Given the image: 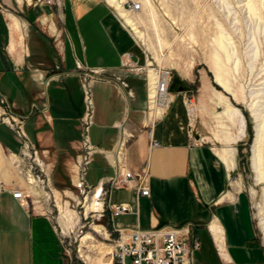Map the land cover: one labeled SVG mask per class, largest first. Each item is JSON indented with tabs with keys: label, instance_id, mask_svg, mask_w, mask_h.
I'll return each mask as SVG.
<instances>
[{
	"label": "crops",
	"instance_id": "crops-1",
	"mask_svg": "<svg viewBox=\"0 0 264 264\" xmlns=\"http://www.w3.org/2000/svg\"><path fill=\"white\" fill-rule=\"evenodd\" d=\"M127 52L142 62L137 38L102 0H0V98L25 116L23 127L44 150L51 171L48 194L26 181L14 162L20 139L0 122V156L8 162L7 173L0 171V264H67L48 207L75 186L85 110L77 61L103 68L106 78L93 84V143L114 152L120 137L131 133L121 168L149 174V195L136 199L131 185L113 189V202L132 205L117 222L189 224L212 245L215 256L208 264H264V234L261 239L241 194L228 189L231 167L221 152L230 147L211 144L195 129L193 116L201 108L195 104L191 112L179 95L171 93L172 103L158 114L149 102L151 77L123 66ZM6 106L0 104V112ZM150 130L159 145L151 146ZM104 151L90 163L92 184L116 172ZM15 186L26 188L28 204L13 195Z\"/></svg>",
	"mask_w": 264,
	"mask_h": 264
},
{
	"label": "rangeland",
	"instance_id": "rangeland-1",
	"mask_svg": "<svg viewBox=\"0 0 264 264\" xmlns=\"http://www.w3.org/2000/svg\"><path fill=\"white\" fill-rule=\"evenodd\" d=\"M59 1L64 0H55L57 4ZM118 1L122 8L127 2L142 4L140 10L129 11L145 35L144 40L140 39L129 27L142 51L140 64L147 60L152 63L150 67L171 70V93L185 101L192 100L191 112L194 104L201 108L196 109L193 116L195 129L207 134L211 144L230 147L221 152L231 167L228 189L241 194L263 239L264 179L257 181L252 150L256 127L260 125L264 177V0ZM237 110L245 121L244 134L240 130V116L226 113ZM74 192H78L75 186L72 194L54 200V221L59 231L63 229L72 239L71 245L66 244L70 250L68 257L70 254L74 263L87 264L80 256L84 252L94 264L98 261L102 264V255L109 253L111 247L98 232V224L95 225L97 231L83 226L86 207L83 201L78 203L79 197ZM50 204L52 208V200ZM87 211L88 224L106 223L107 216L101 219L91 216L89 206ZM192 232L198 236L195 229L192 228ZM87 233L92 239L81 246V238ZM204 233L200 231L202 247L196 253L201 263L194 264H208V257L215 256L210 242H204Z\"/></svg>",
	"mask_w": 264,
	"mask_h": 264
},
{
	"label": "built area",
	"instance_id": "built-area-1",
	"mask_svg": "<svg viewBox=\"0 0 264 264\" xmlns=\"http://www.w3.org/2000/svg\"><path fill=\"white\" fill-rule=\"evenodd\" d=\"M46 1L48 3L55 2V0ZM124 7L130 11H138L142 8V4L140 2H127ZM122 64L131 72L144 73L147 76H150L151 73L154 74V80L150 83L149 88V102L158 114L164 112L173 101L170 91L173 72L161 67H151V70L148 67L147 60L145 64H140L138 60H134V55L130 52L124 54ZM76 66L82 78L85 110L81 116V152L75 163L74 185L78 192L74 193L76 197H79L78 203L83 201V205L86 207L83 226L88 225L89 227H93V229H95L96 224L100 226L101 229L98 232L102 234V238L108 241L107 244L109 243L108 245L111 246V250L108 253L110 257L109 264H194L197 250L201 247V241L198 236L193 234L189 224H164L141 227L139 224L121 225L117 222V216L131 211L132 205L126 201L113 202L111 199L113 189L131 185L136 189V199L142 195H149L148 170L143 169L140 172H135L127 167L121 168V155L125 151L131 133L120 137L118 146L114 152H106L100 146L93 143L91 129L95 123L96 113L93 84L97 80L106 78L104 69L101 67H88L80 61H77ZM0 104L6 106L3 98H0ZM24 117V115L7 106L4 107L3 112H0V122L7 123L16 132L21 142L20 150L14 157V162L19 168L20 174L30 184L39 186L48 194L47 191L51 189L50 167L45 159L44 150L40 149L27 135L23 127ZM150 136L151 146L160 144V141L154 138L153 130H150ZM100 151H104L110 159H113V163L117 169L113 175H110L106 179L102 178L98 183L92 184L88 181L87 174L95 153ZM12 193L19 199H25V203H29L28 198L30 195L27 193L26 188L15 186L12 188ZM93 199H96L94 203L96 207L92 209ZM54 200L56 199L52 198V208L51 206L48 207L53 220V208L54 205L56 206ZM88 206L92 212L91 216L96 215L99 219L107 216L106 223L92 222L88 224ZM54 223L59 231L55 221ZM63 232V229L59 231L66 253V263L76 264L70 254L68 257L70 250L66 243L71 245L72 239ZM89 232L91 231L89 230ZM80 256L81 259L83 258V262L94 264L93 260L85 257L86 255L83 253H80Z\"/></svg>",
	"mask_w": 264,
	"mask_h": 264
},
{
	"label": "bare ground",
	"instance_id": "bare-ground-1",
	"mask_svg": "<svg viewBox=\"0 0 264 264\" xmlns=\"http://www.w3.org/2000/svg\"><path fill=\"white\" fill-rule=\"evenodd\" d=\"M107 1H108V3L110 5H112L116 9L118 16L123 20L124 24L126 26L130 27L132 30H134L135 33L138 35V37L140 39H143L144 40V36L145 35L142 32V30L140 29V26L138 25V22L134 19L133 15L129 12L130 10L127 9V8H125L124 5H123V8H124L123 9L122 6H121V4H120V2L118 0H107ZM131 12H135V11H131ZM17 21H19V20H17ZM147 64H148L149 69H151L150 66H151L152 63L149 62V61H147ZM150 77H151V82H153V80H154V74L151 73ZM187 103H188L189 108H190L191 107V104H192V100L191 101L190 100L187 101ZM226 113L231 114V116H234L236 114H238L240 116V119H241V127H240V130H241V133L244 134L245 121H244L242 115L240 114V112L237 110V111L226 112ZM262 138H263V130H262V128L259 125V126L256 127V137H255V140H254V145H253V150H252L253 151V154H252V167H253V170L258 175V178H257V181L258 182L259 181H263V179H264V177L262 176V174H263L262 173V168H263L262 167V164H263L262 163V159H263V156H262V143H263ZM7 163L8 162H5L4 158L0 156V171H1V169H4L3 170L4 173H7V167H6L7 166ZM9 165H11V164H9ZM9 173H11V172H9ZM5 177H7V176H5ZM0 182H2V181H0ZM0 184H2V183H0ZM94 203H95V201L93 202L92 209L96 207V205H94ZM261 225L264 228V219H262ZM97 228H99V227H97ZM90 239H92V236L90 235V233H87V234L83 235V237L81 238V246H86L87 242H89L88 240H90ZM103 245H106V244H103ZM107 246L111 247L110 245H107ZM82 253H84V252H82ZM102 257H103L102 258V261H101L102 264H109L110 263V257L108 256V252H106V255L103 254ZM98 264H100L99 261H98Z\"/></svg>",
	"mask_w": 264,
	"mask_h": 264
},
{
	"label": "trees",
	"instance_id": "trees-1",
	"mask_svg": "<svg viewBox=\"0 0 264 264\" xmlns=\"http://www.w3.org/2000/svg\"><path fill=\"white\" fill-rule=\"evenodd\" d=\"M171 88V87H170Z\"/></svg>",
	"mask_w": 264,
	"mask_h": 264
}]
</instances>
